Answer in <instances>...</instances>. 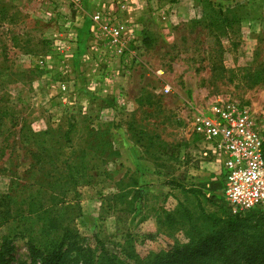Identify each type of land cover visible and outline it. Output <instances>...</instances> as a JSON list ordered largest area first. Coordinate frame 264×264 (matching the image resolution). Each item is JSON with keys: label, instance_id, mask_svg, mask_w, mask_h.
Segmentation results:
<instances>
[{"label": "rangeland", "instance_id": "obj_1", "mask_svg": "<svg viewBox=\"0 0 264 264\" xmlns=\"http://www.w3.org/2000/svg\"><path fill=\"white\" fill-rule=\"evenodd\" d=\"M124 1L140 61L129 72L90 55L100 0H0V194L14 217L38 213L0 227L1 264H42L29 236L66 235L57 264H224L227 241L264 239V216L230 211L191 131L218 98L264 122V0ZM61 197L59 233H42Z\"/></svg>", "mask_w": 264, "mask_h": 264}, {"label": "built area", "instance_id": "obj_2", "mask_svg": "<svg viewBox=\"0 0 264 264\" xmlns=\"http://www.w3.org/2000/svg\"><path fill=\"white\" fill-rule=\"evenodd\" d=\"M90 32L89 52L97 67L116 65L129 72L140 63L133 51L135 24L124 0H100ZM263 129L264 122L258 125L246 106L222 98L195 111L191 119L198 153L219 165L221 197L235 215L264 212Z\"/></svg>", "mask_w": 264, "mask_h": 264}, {"label": "trees", "instance_id": "obj_3", "mask_svg": "<svg viewBox=\"0 0 264 264\" xmlns=\"http://www.w3.org/2000/svg\"><path fill=\"white\" fill-rule=\"evenodd\" d=\"M221 22L230 24V19L224 18L221 20ZM63 138L65 139L67 138V133L64 134ZM56 152L57 151L55 150L49 151L47 149H44V150L41 149L37 153V156H48V158L51 159L50 162L52 163V160H54L53 157L56 156ZM65 167H67V164H65ZM35 169L38 170L39 168H35ZM52 171H54V174L52 176L60 175L58 167L53 168ZM12 197L13 196L11 194H0V227L5 226L6 224L12 222L14 219H17L19 223L20 222L23 223L22 228H24L25 222H28V221L35 222V216L36 214H38L37 212L33 214L32 213L25 214V213L20 212L19 214L15 215V217L12 215V211H11ZM59 202L55 204H51L49 208L43 210L44 211L43 219L42 220L40 218L38 219L39 222L44 221L42 233L44 232L51 233L52 235L50 236H56V234L59 233L58 231H60L61 228L57 225V219L54 217H50V214H49L54 207L59 208L57 213L58 212L60 213V211H63L66 205H69L66 203V201H64V197H61V201ZM58 206H61V207H58ZM253 212L259 213V215L264 216V212H261V211H251L249 213H253ZM249 213H246L243 215L245 216ZM241 215L242 214L237 215V216H241ZM262 220L263 221H261V223H264V218H262ZM24 231H20V232L23 233ZM229 231L233 232V230H229ZM65 233H68V231H66ZM60 237H61V233H60ZM34 238H36V236L28 237L29 239L28 243H29V247L31 248V252H32L31 254H32L33 259L41 258L40 260L42 264H57L58 261L61 259V254L59 253V249L61 247L60 241L65 239L66 235H62L60 240H58L59 238L55 239L54 237L51 238L50 240L46 239L44 240V243H40L42 239H40L37 243H33ZM2 240L5 241V237H3ZM207 241L205 244L208 243ZM213 242H214V239H213ZM7 246H10V244H8ZM4 251H0V260L2 259V254ZM243 252H247L248 257L246 259H242V264H264V239L254 241L252 243H249L248 241L243 242L242 239L241 241H238L236 238L231 239L230 241H227V243H224L223 246L217 250V255L215 256V260L218 263L225 262L224 264H226V262L231 260L230 255L236 257V256H239V254ZM202 255H203V252L200 250H197V252L191 253V258H195L197 256H202ZM113 260L114 259H109L108 264H115ZM237 262L238 260L234 259V263H231V264H237Z\"/></svg>", "mask_w": 264, "mask_h": 264}, {"label": "crops", "instance_id": "obj_4", "mask_svg": "<svg viewBox=\"0 0 264 264\" xmlns=\"http://www.w3.org/2000/svg\"><path fill=\"white\" fill-rule=\"evenodd\" d=\"M211 1H213V2H215V3H217V4H221V5H224V3H225V0H211ZM81 17H83L82 15H78L77 14V20L78 19H81ZM78 23V22H77ZM81 32L77 29V39H78V37H80L81 38ZM85 43V42H84ZM83 43V44H84ZM78 46H79V44H77V48H78ZM82 46L83 45H81V48H82ZM85 46H86V43H85ZM80 53L79 54H81V52L82 51H79ZM77 53H78V51H77ZM79 62V60L77 59V63ZM79 64V63H78ZM85 66V65H84ZM77 68H78V66H77ZM81 68H83V64L81 63ZM105 82H108V81H105ZM210 163H212V162H210ZM215 164V163H214ZM218 165V164H217Z\"/></svg>", "mask_w": 264, "mask_h": 264}]
</instances>
